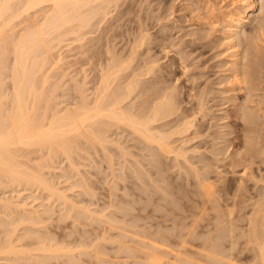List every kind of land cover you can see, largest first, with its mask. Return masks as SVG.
Returning a JSON list of instances; mask_svg holds the SVG:
<instances>
[{
    "label": "bare ground",
    "instance_id": "obj_1",
    "mask_svg": "<svg viewBox=\"0 0 264 264\" xmlns=\"http://www.w3.org/2000/svg\"><path fill=\"white\" fill-rule=\"evenodd\" d=\"M18 1H20V2H18ZM45 1L46 2L49 1L48 4L49 3L50 4L45 5V8L47 6H49L47 8L48 11H47V9L44 10L47 12H44L43 20L41 18V21H40V19L37 20L38 18L36 16L37 15L36 11L39 12V10L42 6L40 7L37 5H39L42 2L44 3ZM128 1L129 0H17V1H15V0H0V178H1V176L6 177L5 179H7V181H6L7 184L4 181L3 182L7 186L10 182V184L11 183H17L18 185L23 184V183L26 185V183H27V185H29V186H32V184H33V186H35L36 188H37V186L43 187L44 189L49 191L48 193L51 194V197L53 195V198L55 196L58 199L61 198L60 200H63L64 206H66L65 205L66 203H67V205L69 204L68 205L69 207H67V209H71V211H74L73 213H71V212L70 213H71V215L73 214V217H75V219L72 218V220H73V221L71 220L72 223L77 222L76 224L79 225L78 223L80 221V225L82 222H83L82 224L85 225L88 223L90 224V221H91V225H93L94 221H99L100 218H98V219L96 218L99 215V213L91 211L93 209H90V208L88 209V207H84L83 209H80L82 204L80 203L81 205L80 204L78 205V203H77V206H76L75 200L73 199L76 195L72 198L71 196H73V194L72 195L67 194V191H68L67 188L70 187V185H68L67 188L64 190H63V187H61L62 188L61 189L60 186H59V188H57L58 187V185L56 187L57 183L54 185L55 182L51 181L49 179V177L45 176L47 174H45V172H43L42 168H44L43 163L46 164L48 162V160H46V158L43 161L42 160L35 161L33 164L30 165L26 161L18 158L17 151L20 148H24V149L26 148L28 150L32 149V148H35V149H39V148L44 149L45 148L47 150V156H49L50 160H51V156L53 157L55 154L54 158L52 159L53 161L55 160L56 156L58 157V155L60 156L61 154L63 156V154L65 153L64 154V155H66L65 158L68 160L67 162L70 163V164L68 163L69 166L71 165L70 171L72 168L73 169L75 168V170L77 169L78 172L80 170V173H81V169L79 168L80 167L79 163H81L82 161L79 162L78 160L77 161H75V160L78 159L79 156L83 159L84 158L83 154L84 155L86 154V156H88L87 157L88 159L90 157H92V155H94V152L91 153L87 149L89 147H94L95 149H97V152H95V155H96V153H98L99 150H101V151L103 150V152H105L106 155L103 152H102L103 154H101V155L98 154V155L99 156L103 155L101 157L102 161L104 160V159H102L104 157V155L106 156V157H104L105 160H107L106 158H109L108 161L111 162V163H109V165H111V166H109V165L108 166L110 168H112V171H114L113 169H115L117 166L113 168L115 162L112 163L113 159L110 160L111 158L114 157V159H116V161H117L118 157L119 158L124 157L123 161H125V162L129 159L128 160L129 162L128 161L127 162L130 163L131 166L128 164V166H130V167H127V170L129 169V171H130L129 173L133 174L131 176L133 178H131V177L130 178L133 180L137 177L139 179V181L140 180L143 181L141 183L149 186V188H148V186L146 188L143 187L144 189H147V190L145 191L142 188L144 191L141 192V193L148 192L147 193L148 196L146 195V199H147V197H149V192L151 194V191H158L159 190L157 195L159 193H162V191H163V193H165L169 190V186L174 189V192L176 191L178 193H179V191L181 192V190L183 189V192H181L183 194L180 195L181 193H179V194L177 193V195H180L181 199H183V200L185 199V203H184L185 205L182 207H179L180 210H178V209L175 210L176 208H169L168 207V209L164 213L159 212V213H162V216H163L162 220H160L162 217L161 218L158 217L159 219L156 220L155 218H157V216L154 217V215H153V217H152V214H151V218H154L155 222H153V219H152L150 224L151 225L154 224L153 227H156L154 230H151V231L140 230V229H143V228H141L144 226L143 221H142L143 226L139 227L140 229L136 227L139 230L133 229L134 228L133 227L134 222H137V221H134L130 218V217H132V218L138 217V218H136V220H138V222L140 223V221L145 218V215H147V213L150 216L149 213L151 211H153L154 209L152 208L153 206L150 205V209H147L148 211L150 210V212L146 211V207H149V204H147L148 199L147 200L144 199V201L140 200L141 203L144 202L143 207H144L145 211L142 210V213L145 214L144 216L141 212H138V211H141L140 209H143L141 203L138 204V210H137L138 215H137V212H136V215H134L135 212H134V214L128 213L127 210H129V209L134 210L135 208H132V207L133 206L135 207L137 205V204L133 205L134 204L133 202H132L133 204H130V202L132 200H134L133 198H132V200H129V201H128V199L127 200L125 199L126 201L123 200V201H125V204H126L124 206H123V203L122 204L120 203L121 205L119 203H117V204L115 203L116 206L117 205L119 206V207L117 206V208L115 206V208L119 212L117 215L121 214V216H122V214H123V217H121V216L119 217V218H121L120 221H123L124 217L129 218L128 219L129 221L125 222V220H126V218H125L124 222H121V223H125V224L127 223L126 225L125 224H123V225H125V227L129 226L128 228H130V229L124 230L125 227L122 228V225H119V228H117V229H119V231L116 232L117 234L114 233L115 238L114 237L111 238L112 241H113V239L115 240V241H113L114 244L116 242L115 246H113V249L111 250V252L113 251V253L116 252L114 255L120 253L118 248L125 250L124 251L125 254H126V252L127 253L130 252L127 255L128 257H130V255L132 253H133V255H131V257L134 256L138 250V251H140V253L136 254V256H134L133 259L131 258L132 259L131 262L135 261V262H138L139 264L140 263L141 264H264V183H262V182H264V172H263L264 168H262V164H260L261 162H264V141H262L263 139L261 138V137H263V136H261V134L263 133L264 130L263 129L260 130L259 120H258V118L261 119V116L263 115L262 114L263 108L261 109L262 111L259 109L262 112L261 113L262 115L259 116V112L257 111L258 110L257 107L259 108V106H257V107L255 106V105L260 104V107H261L262 104L259 101H261V102H263V101L260 100L261 99L260 96H259L260 99L257 97L259 99V101L257 100V98L254 99V95H253L251 102L249 100L250 99L249 97L255 93L253 90H256V93H257V91H258L257 89H259L260 81H263V79L259 80L258 74H261V73H258L257 71L259 70L258 67L261 70L264 69V68L260 67V65H261L260 63H262V61H261L262 58L260 59V55L262 53H264V51L262 52V50H259V49H263L262 47H264L263 46L264 43L263 44H262V42L260 43L261 44V48H260V46L257 42L259 39V34L264 32V0H229V4H228V1H227L226 5L224 4L226 6L225 8H222L223 6L220 8V6L223 4V2L226 1V0H223L221 4L218 3V5L220 4L219 5L220 9L216 8L217 10H215L213 8L214 6L215 7L218 6L216 2L213 1L215 4L213 2L210 4V2L212 0L211 1L207 0L209 2V4L207 3L208 4V6H207L206 4L204 5V3H203L204 0H203L202 5H204V8L206 7L207 11H211L210 12L211 15H206V13L197 14L198 11H196V10H198V9L200 11L204 10L202 7L199 6L200 5L199 2L197 4L200 8L198 7L195 9L193 6V8L195 9L194 13L197 14V17L195 15H194V17L196 19L199 17L198 20L201 23L200 26H202V25L206 26V24H207L208 29H206V27H205V30H204L202 28L204 26H202L201 28L199 27L200 29L199 28L194 29L195 26L194 27L191 26V27H193V29H190L189 31L187 30L186 32L189 34L191 33L190 31H192L193 34H195L197 32V33H199V36L198 35H196V36H198L202 40V38L205 39L210 34H212L215 29H216L215 31H217V29H218L219 31H217V32L219 34H217V36H216L217 38L215 37L216 39H218L217 40L218 45L214 46V43L217 44V42L212 40V41H214V43L212 42L213 43L212 47L214 46V47L218 48V47H220V45H219L220 43L223 45L221 51H219L220 49L218 50V52H220V53H218L217 51L215 52V55L218 54V58L220 57V54L222 55L221 59H220L221 61L219 60L221 63L218 62L220 64L216 65V66H218L221 74H220L219 82L215 83V84H217V86L216 85L215 86L218 87L219 83L220 84L224 83L223 87H221L222 85H219L220 88H219L218 92H220L223 95V97L226 99L224 101L229 102V105H231V109H230L231 112L227 113L226 110H228V109H225V107H223V110L221 111L222 115L220 116L221 112L219 115L217 114L218 117L220 116L219 120L222 119L223 121H220L221 124H219L216 127L217 129L212 128L213 131L215 130L214 133H212L213 132L212 130L209 131V129H211V128L205 124L206 127H209L207 129L203 123V119L206 117V115L209 114V112L214 111V109L211 106H215L214 102H216V101H214V102L212 101L211 102L213 104L212 105L207 101L208 97L206 98L207 94L210 95L211 91H209V88L208 89L205 88L201 92H199V90H201V88H203V87L200 86V88H199V86L197 87V85H196V87L199 89H198V92L196 91V89H195L196 87H195L194 82L195 83L198 82V81H196L199 78V76L197 77V73L196 74L190 73V76L196 75L197 79H194V76H191V78L186 77L187 75L185 76V78L187 80L192 79L191 83L189 82L190 84L187 85V89L183 90L184 91L183 95H185V92H186V95L189 97L188 99L186 98L187 100L185 99V96L182 97L180 95V93L183 92L182 91L183 87L179 88L177 86L178 84H176V83L175 84L168 83V82H170L169 81L170 77H168V76H170V74H172L171 73L173 71L172 65H174V64L171 60H170L171 62L167 65L162 61L159 62V58L157 56H154V54L153 55L151 54L152 53L151 52L152 47L148 46V44H149L148 42L151 39L150 34H149V32L151 30L148 29V27H146L143 22L141 23L139 21L140 24L138 27H140V28L137 27L139 30L137 29L138 32H135L136 35L134 34V37H133V35H132V37H129V38L126 37V38H128L127 40L130 41V42H128L130 44H129V52L127 54L123 53L121 51L119 52V49H115L117 44L114 43L115 42L114 40L116 37H118L121 34L117 30H118V27L123 26V25H121L120 21L122 20L123 14H126V13H124V12H126V10H125L126 7L123 6V4L125 2H128ZM190 1H185V2L190 3ZM201 1L202 0H200V2ZM185 2H183V4ZM194 3H192V4L194 5ZM183 4H182V6H183ZM185 4H187V3H185ZM189 5H191V3ZM189 5L187 4V6H189ZM209 5H212L213 7H211ZM258 6L259 7L261 6L260 10L258 9ZM38 7H40L39 10H38ZM183 8H184V6H183ZM185 8H187L186 5H185ZM191 8L189 6L187 9L191 10ZM257 9L259 11H257ZM169 10H170V8H169ZM169 10H166V11L169 12ZM180 11H181V9H180ZM204 11H206V10H204ZM190 12L192 13V11H190ZM34 13H35L36 17H34V15H33ZM127 13H128V10H127ZM30 15H31V17H30ZM158 15H157V17H158ZM180 16H182V15H180ZM166 17H167V15H166ZM166 17H164V18H166ZM140 18H139V20H140ZM147 19H149V18H147ZM255 19H258L257 20L258 21L257 26L253 25L254 29L252 30V28H251L252 32H248V24L252 23L253 21H254V23H256ZM176 22H177V20H176ZM20 23L22 24L21 26H20ZM157 23H158V21H157ZM174 23H175V21H174ZM216 24H217V27L219 26V28H221V29L217 28ZM220 24H221V27H220ZM163 25L161 26V24H160L162 31H163V29L167 28L166 26L168 24L167 25L165 24L166 26L165 25L163 26ZM190 25H193V24H190ZM197 25H198V23H197ZM174 27H175V25H174ZM209 27H211L212 29L210 28V30H209ZM255 27H257V30ZM213 28H214V30H213ZM201 29L203 31L208 30L207 33H209V31L211 33H209V35H207V33H205V35L207 37H205L204 35L200 36V34L202 33V32L200 33ZM254 30L257 31V33H256V31L254 32L256 34H253ZM50 32H51V34H50ZM65 32H66V35H67V33L72 34L75 32L74 34H72V36L74 35L73 39H77L79 41L80 39L83 40V38H85V40L88 43H90L89 46L87 45V47L82 50L83 54L82 53L81 54L84 56L85 51L88 53L87 56L85 53V56L87 58H86V60L85 59L84 60H85V62H90L89 64L92 66V68L94 70L95 81H94L92 89L90 91L86 92L87 87H88V86L85 87L87 85V79H85V77H86V75H88L87 72L85 73L86 69L82 68V70H84V72L82 71L83 74L80 76V77L83 76V78H80L81 80L77 77L78 76V71H77L78 67H76V68L74 67L75 71H77V72H74V74H73L75 77L72 75V73H70L72 69L69 70L70 71L69 73L72 76L67 73L71 79V82H69L70 86L67 84L68 85L67 87L70 90V92L68 94L72 95L73 92L77 93V94L76 95L73 94L74 96L72 95L73 96L72 101H70L72 99V98L71 99L69 98L70 95L67 98H65L66 97L65 96L64 98L68 99L69 102H66L64 100L66 102L65 103L62 101L63 102L62 107L57 106V109H56L54 107H56L55 104L58 101H55L52 99L56 98V96H54L56 94H54V93L57 92V89L60 88V83L63 84L62 82H64V81L59 82L60 77L62 79L66 75V72H64L63 70L58 71L59 68L56 69V67H61L60 62L62 64V62L64 61V58L66 57L65 56L66 54L64 55L62 52H59L64 56L60 55L59 53H56L57 54L56 57L54 58V56H53V58H52V57H50L51 55L47 52L49 51V48L50 49L52 48V46H53L52 43L58 42L61 39V36H63L65 38V36H66V35H64ZM132 32H134V31H132ZM167 32H169V31H167ZM46 33L50 36L51 35H53V36L50 38V36H47ZM216 33H214V34H216ZM44 34H46V37L44 36ZM126 34L127 33H125V35ZM161 34H163V33H161ZM161 34L157 35V37L161 36ZM120 36H122V34ZM166 36L168 37V35H166ZM196 36H195V38H193V37L192 38L195 40ZM202 36H204L205 38ZM212 36H213V34H212ZM169 37H171V36H169ZM198 37H197V40H198ZM161 38L163 39V38H165V36H161ZM171 38L173 39V37H171ZM213 38H209L210 40L207 38V40H209V42L211 43V39H213ZM256 38H258V39H256ZM49 39H50V41H48ZM73 39L71 38V40H73ZM56 40H58V41H56ZM61 40H60V42H58V44L56 46L54 44V46L55 47L59 46V44L61 43ZM219 40H220V43H219ZM86 41H85V43H87ZM153 41H156V39L155 40L153 39ZM163 41H164V45H165V43H167V42H165L166 38H165V40L163 39ZM178 41L181 42V39ZM82 42L80 43V41H79V44L77 43L78 46L81 45ZM85 43H84V45H86ZM169 43L171 45L172 44L175 45V43H173L172 41H170ZM169 43H167V44H169ZM150 44H152V43H150ZM180 44H179V46H180ZM104 45L106 47H103ZM78 46L76 45V47H78ZM168 46H170V45H168ZM187 46H189V45H187ZM81 47H83V46L81 45ZM81 47L79 46L80 51H81ZM160 48H161V46H160ZM165 48L166 47H164V49H163V47H162L163 51L166 50ZM179 48H178V51H176V52L182 53L181 50L179 51ZM47 49H48V51H47ZM172 49H174V48H172ZM259 52L261 53L260 55H259ZM8 53H9V55H12L11 60H9V61L7 60L8 59L7 58ZM184 54L185 53L183 52L182 55H184ZM46 55H48V57ZM177 55L179 56L178 58L180 60V61L177 60V61H179V65H181L182 68L184 69V71L186 72V69H188V65L184 62V58H183V56H181V54L180 55L177 54ZM214 56H212V57H214ZM262 56H264V55H262ZM48 58H51L52 60L48 59ZM47 59L49 62H51V64H50L51 68L50 67H48V68L50 70H53V68H54L55 72L53 70V72L50 73L49 69H48L49 72L47 71V67H46L47 64L49 66V62L47 61ZM74 60H75V58H74ZM65 62L63 63V65H64L63 67L67 68L68 65H65ZM75 62L77 63V61H75ZM161 62L164 63L165 65L162 66ZM72 63H73V60H72V62L70 61V63H69L70 66L75 64V63H73V64ZM7 65H9L10 68ZM214 65H215V62H214ZM81 67H83V66H81ZM215 67H213V68H215ZM6 68L8 70L10 69V74H8V75H9V77L11 76V80H12V85L10 83V86H9L10 88L8 90V93L6 91L8 89V86L7 87L5 86V84H6L5 80L8 77V75L6 76V74H5L8 71ZM74 68H73V70H74ZM4 69H6L7 71ZM200 69H201V67H200ZM56 70L58 73L56 72ZM79 70H81V69H79ZM216 70H217V68H216ZM67 72H68V70H67ZM185 72H182V73L185 74ZM216 72H219V71L217 70ZM53 73H55V75H56V73H57V75L59 73L61 74V76L57 77V80L59 79L58 80L59 83H57V80H54L53 81L54 84H53L51 82V80H49V78L55 76V75H53ZM64 73H65V75H64ZM80 73L81 72H79V74ZM186 73H189V71H187ZM218 75H216V76H218ZM177 77H175V80H178ZM77 78L80 81H78ZM45 82L49 86H50V84L52 86L53 85L54 86L53 87L50 86V87H52V88H50V87H48L47 84H45ZM67 82H68V80H67ZM212 82L214 83L215 81H212ZM44 84L47 85V87ZM56 84L59 86H56ZM185 84L186 83H184L183 86H186ZM55 86L57 89L55 88ZM65 86H66V84L64 85V87ZM215 86H214V88H215ZM11 87H12V89H11ZM70 87L74 88L73 92H71L72 89H70ZM212 87L213 86L211 85V88ZM45 89H47V90H45ZM241 90L242 91L244 90L243 91L244 93L242 92L243 93L242 95L240 93ZM9 91H10V93H9ZM251 91H253V92H251ZM220 93H218V94H220ZM218 94H216L217 98L219 97ZM210 96H209V98H210ZM213 96H215V95H213ZM57 98H59V95ZM262 99H264V98H262ZM248 100H249V103H255L257 100L258 103L254 104V106L256 107L257 110H255L254 108H251L250 105H252V104L249 105ZM253 100H254V102H253ZM53 101H54V106L51 103ZM218 101L216 102L217 105H218V103H220V101L219 102ZM224 101H222V103ZM207 102L209 105H211L210 107H211L212 111H209L208 107L206 106ZM222 105L223 104H221L220 108L222 107ZM59 106H60V103H59ZM225 106H227V105H225ZM215 108H216L215 109L216 112H219L220 109L217 110V106ZM49 111H50V115H48V117H47L48 120H47V118H45V117H46L47 113L49 114ZM255 111H257V112H255ZM215 113L214 114L212 113V115L210 114L213 117L215 116V118H212L213 120H216V118H218V117H216ZM230 115L232 117L234 116V118H235V120H233L232 123H230L227 120L230 118V117L228 118V116H230ZM237 118L241 120L242 126L239 127L238 129H235L234 126H236V124H237V122H235ZM209 119H210V116H209ZM204 121H205V119H204ZM260 122L263 123V125H264V122L262 120ZM211 123H213V121ZM212 126H215V125H212ZM113 128H116L118 130L121 128V131L124 130L125 132H126V130H128L129 133L127 131L126 132L127 134L125 133L126 136L125 135L124 136L129 139V136L131 138V134H132V137L135 140L139 141L138 146L141 142L143 144V146L141 145V147H142L141 150L144 151V154L142 153L143 151L140 152V150H138L139 153H142V154H140L141 155V157H140L139 153H137V150L135 152L134 150H131L130 148H128V146L132 142L131 139L132 140H134V139L131 138L128 140L127 138H124V136H122V132H124V131L121 132L119 130V132H117L116 129H114V131H116V132H113V130H112ZM110 131L112 132V133H110V135L118 133L117 135L118 136L121 135V137H123L125 140H127L126 141L127 143L125 141L123 142V139H121L118 136L117 137H110L109 136ZM240 131L242 134V136H241L242 138L240 137V135H241L239 133ZM233 132H234V134L230 136V134ZM235 139H237V140H235ZM78 142L85 144V145L84 146L82 144L79 145L80 143H78ZM128 142H129V144H128ZM126 144H128V145H126ZM131 144H133V142ZM231 144H234V147H235V144H238L239 146L234 148ZM111 145H113V148ZM97 146H100L101 149H99ZM130 147H131V145H130ZM230 147L232 149H229ZM80 148H82V150L84 149V151L81 150L83 153L81 151H77V154L81 153L82 155L78 154V156H77V154H76V157H72L73 152L76 153V149H80ZM140 148H138V149H140ZM85 150L87 151V153L85 152ZM132 151H134V152H132ZM88 153L89 154L91 153L92 155L91 154L88 155ZM99 153H100V151H99ZM146 153L149 154V157ZM112 154H116V155H112ZM128 154H131L134 157L132 158V156H131V159H130L129 157H127ZM44 155L45 154H43V156ZM143 155L144 156L146 155L148 157V161H147L148 164L143 163L145 161L144 160L145 157ZM226 155H229V156H226ZM43 156H41V157H43ZM224 156H226V158ZM142 157H143V160H142ZM147 157H146V159H147ZM228 157H230V159H227ZM70 158H72V159H70ZM87 158L85 157L84 159L87 160ZM126 158H128V159H126ZM222 158L229 160L227 163H222L223 165L227 164V166H228V167L224 166L225 170H227V172H228L227 173L228 177H227V174H225V176L223 174V172L225 170L222 172V170L224 168H222V169L217 168L218 166H221L220 159H222ZM93 159L95 160L94 163H96V164L93 163V165L94 166L97 165V170L100 169V171H101V168H100L101 164H99L100 167H98V162H96L97 159L92 157L89 160L92 161ZM130 160H131V162H133L132 164H131ZM91 161H90V163H91ZM108 161H105L106 164H108ZM121 161L122 160H120V162ZM221 161L223 162L224 160H221ZM50 162H48V164ZM217 162L219 163V165L216 164ZM224 162H226V161H224ZM118 163H119V161H118ZM118 163H115V165ZM122 163H121V166L124 165ZM81 164H83V163H81ZM145 164L146 165L150 164L149 165L150 167H144ZM85 165H87V164H85ZM125 165L127 166V164H125ZM223 165H222V167H223ZM254 165H256V167ZM263 165H264V163H263ZM121 166L119 165L118 171H121L120 170L122 168ZM91 167H93V166H91ZM66 168H67V166H66ZM82 168H83V170H82L81 176H82L83 171H84V167H82ZM170 168L171 169L175 168L176 173H174V174H176L177 176L179 175V177H181L180 179L182 181L180 180L175 186V187H177L178 191L176 190V188H174V186L172 184L174 183V185H175V182H177L176 180H178L179 177L174 176L176 179H174V177H173V179L170 178L171 173L170 172H169L170 174L167 173V171H170V170H168ZM122 169H124V168H122ZM259 170H262L263 173H260L261 171L259 172ZM48 171L50 172V170H48ZM96 171H94V173L98 174L97 173L98 171L97 172ZM116 171H117V169H116ZM122 171H124V174L127 175V172L125 171V169ZM111 172H110V174H113V175L115 174V172L114 173L113 172L111 173ZM86 173H87L86 174V176H87L89 173L88 172H86ZM129 173H128V175L130 176L131 174H129ZM120 174L124 175L123 173H120ZM134 174H136L135 178H134ZM167 174H169V175H167ZM48 175H50V174H48ZM52 175L54 176L53 173H52ZM56 175H58V174H56ZM60 175H62V173ZM116 175H119V174H116ZM116 175L112 176V177H115L114 179H116V177H117ZM152 175H155V176L153 177ZM85 177H83L82 179H84ZM120 177H122V176H120ZM120 177H119V179H122ZM88 178H91V177L88 176ZM126 178L123 177V179H126ZM148 178H150L151 182L153 180L154 183L153 184L150 183L149 182L150 180ZM211 178H213V180ZM114 179L111 181L112 183H113V181H115ZM138 179H137V181L136 180H133V181L139 183ZM210 179L212 180V182H210L211 181ZM249 179L255 181L254 185L259 186L258 185L259 183L262 184V185H260V187H258V189H256V187H254V185H253L254 190L256 189L254 191L255 194H252L250 192L252 187L250 189L249 186L252 184L248 183ZM90 181H92V180H90ZM159 181L160 182H166V183L160 184ZM258 181H259V183L257 184ZM80 182H82V181H80ZM170 182L171 183L173 182V183L171 185H169ZM184 182H186L187 184H185ZM4 183H2V185L6 186ZM84 183H82V184L84 185ZM91 183H93V182H91ZM91 183H90V185H92ZM114 183H116V181ZM114 183L112 185H114ZM17 184H15V185H17ZM82 184H81V187L83 188ZM73 185H74V183H73ZM75 185H76V183H75ZM141 185H139V186L142 187ZM184 185H186V188L189 187V189H185ZM150 186L151 187L153 186L152 188L155 190L150 189L151 188ZM190 186L192 188H190ZM71 187H72V185H71ZM113 187H114V189H116L115 186H113ZM135 187L136 186L132 187L133 188L132 190H135L137 192L138 189L137 188L135 189ZM157 187H160V189ZM178 187H180L181 190ZM85 188H86V186H85ZM89 189L91 190L92 187L87 188V191H85L84 189H82V190H83V192H88ZM142 189L139 188L140 191ZM148 189H149V191H148ZM184 189L188 190V192L190 190V192L192 194H189L186 191L184 192ZM14 190H16V189H13V191ZM70 190L71 189H69V191ZM92 191L93 190H91V192ZM135 191H133V192H135ZM16 192L17 191H15V193ZM80 192H82V191H80ZM138 192L135 194L140 195L141 193L140 192L138 193ZM171 192L172 191H169V194ZM17 193H19V192H17ZM92 193L94 195L95 191ZM163 193L161 195H163V196L167 195V198L170 196L167 193L166 194H163ZM6 194H4L5 196H0V206L5 208L3 210L4 213L2 215H4L5 213L7 215H10L8 213H11V214L14 213L13 215H14L15 219L12 220L13 218L11 219L10 216H13V215H10L9 219H11V220L7 219L9 222H7V220L5 218H3L6 216H3L0 220V225L2 228H4L2 230V232H3L2 236H1V231H0V236H1L0 237V260L1 261L4 260V262H5V260L9 261V263L8 262L4 263V262L0 261V264H14L15 263L14 261H16L18 259L23 260V261L21 260L22 261L21 264H88V263H90V264L101 263L102 264V262L109 264L107 262H112L115 260L113 257H112L113 258L112 260H111V258H109V256L107 257V253L109 254V252H110L109 249H111V248H107L103 245V244H106V242L105 243L104 242L103 243H101V242L94 243L93 242L94 245L92 243L89 244L90 240L96 238V236H97L96 232H98V230L101 228L100 223H102V221L98 222L100 225L99 229L97 228L99 226L97 224V222H96V224L94 223L93 226L90 225V227L88 229L82 228L84 231L87 230L86 232H84L82 229H80L81 227L78 228L77 225L75 224L76 227L78 229H80L78 231L81 233V236L79 237L80 239L77 238V240L72 237V239L75 240V241L71 240L72 243L73 242L75 243L74 246H72V247L76 248V246H78L80 243L83 244L86 240L84 245L89 244L88 246L93 245V247H94L96 244L97 248L95 247L96 253H93L92 249H90L93 254H90L91 252H90V250H88L90 253L89 252H88L89 254L86 253V256H85V252H87V251H85V250H87L86 248H88V246H85L86 248H83V249H85L84 251H80L81 248L80 249L77 248L78 249L77 251H79L80 254L83 253L84 255L81 254L82 255L81 256L79 253L78 254L75 253V255H74L71 252L73 254L72 255L69 252L71 250H68L69 248L66 247V246L70 245L69 244L70 241L67 242L68 244L66 243V245H64L65 248L62 247L61 246L62 243L55 241V238H56L55 233L56 232L53 229L50 230L48 227H46V228H48V232H47L46 229L43 230L45 228V226L43 229L41 227L40 228L37 227V229H36L34 225H31L32 227L30 225H28V224H30L29 220L32 222L31 224H33V223L37 224V221H39L38 223H40V222H43L45 219L46 220L50 219L48 216L49 213L53 214V212L55 211V210L53 211V209H51L52 207L48 208L47 205L45 206L46 202L44 203V205H43L44 208L42 207V209L39 208V206H38V208L36 207L38 204H36V205L34 204V207H33L31 205L33 200L30 202L31 204L26 203L25 199H27V197L26 198L24 197L25 199L23 198L24 199L23 200L20 198L21 197V195H20L19 198L21 201H19V200H15L16 198H13L12 194H10V196H9V194L8 195H6ZM75 194H77V193H75ZM126 194H128V193L126 192ZM145 194L146 193L141 194L140 197H143ZM172 194H174V193L172 192ZM17 195H19V194H17ZM125 195H123V196H125ZM131 195H132V193H131ZM174 195H173V197H175ZM177 195L175 197L176 200L179 199V196H177ZM150 196H152V194ZM51 197L49 195L50 200H51ZM33 198H35V197L33 196ZM53 198H52V200H53ZM57 198H56V200H57ZM175 198L169 197V200L171 202H173L172 204H176L177 207L181 206L183 204V201H182V204H179L177 201V203H178L177 204ZM50 200L48 199V202ZM127 201L129 202V204ZM153 201L151 203H154V205H158L161 207L163 205L165 206L164 202L162 203L160 201V199L158 200V202H156V201L153 202ZM40 202H42V201H40ZM134 202H136V200ZM145 202H147L146 203L147 205H145ZM171 202H169V203H171ZM61 204H63V203H61ZM221 204H223L225 206H226V204H234V205L240 204L241 207H244L247 204H254L250 215H246L244 217L247 220L246 222H248V227L244 228L241 225H239L242 228L239 230L238 233H235L234 225L239 223L240 217L238 218V221H237L238 223H236L235 221L237 220V216L233 215L234 217L236 216L233 219V216H232L233 213H231L234 210L232 209L233 210L232 211L231 208L228 207L229 209L225 208L228 210V211H226L223 208L225 206H222ZM28 205L29 206L31 205L32 207L30 206L31 208H29ZM129 205H132V206L130 207ZM220 205H221V207H220ZM139 206H141V207H139ZM76 207L77 208L79 207V209L81 210V213H80L79 209L76 210L77 209ZM156 207L157 206H155V208ZM136 208H137V206H136ZM208 209H213L214 213H212L210 217L204 218L202 215L204 213H206ZM82 210H84V211L86 210L85 212H87V213L85 214V212L84 211L82 212ZM89 210H90V212H89ZM102 210H104V209L102 208ZM102 210L100 211V215L98 217L101 216ZM67 211L66 210L64 211V213L66 212L65 213L66 215L68 214ZM92 212L95 213L96 219H93L94 214H92ZM144 212H147V213H144ZM82 213L87 217V219L90 216L91 220L89 219L90 221L89 222L87 221L88 223L87 222L84 223V221H86L87 219H83ZM159 213L157 212L155 215H157ZM41 214L43 215V217L45 214L46 217L41 218L40 217ZM60 214L63 215V212ZM60 214L58 215V217L55 218L57 221L61 220L62 218H64L63 216H65V214L63 216H60ZM88 214H89V216H87ZM96 214H98V215H96ZM139 214H141L140 216H142V217H140ZM71 215L69 214L68 216L71 217ZM80 215L82 218L79 217ZM159 216H161V215H159ZM50 217H53V216L50 215ZM78 217L81 220L80 219L78 220ZM102 217H103V214H102ZM111 217H113V216H111ZM230 217H232V218H230ZM6 218H8V217H6ZM114 218H112V219H114ZM119 218L117 216L116 221H118ZM40 219H41V221H40ZM76 220H78V221H76ZM114 220H113V222H115ZM130 220L133 222L131 223ZM202 220H203V222H201ZM11 221H14V222L12 223ZM24 221H26L25 223H27V224H25V225H27V226L23 225ZM168 221H170L171 224H174L173 226L176 225L177 229L176 230L175 229H171V230L170 229H167V230L161 229L162 226L168 225V223H169ZM225 221H227V223H228L227 225H224ZM59 222H57L55 225L59 226V224H58ZM63 222H64V220H63ZM138 222H137V225H138ZM9 223L11 225L14 224L13 225L14 227H15V223L17 225L19 223L22 224V226H20V227L21 228L24 227V228L21 230V232L15 234L20 239L15 237V235H13V233H15L14 231H16L18 228L20 230V227L17 226L18 228L17 227L14 228V227L10 226L11 229H9L10 228L8 226V225H10ZM67 224H68V222H67ZM67 224H66V226H64L62 224L63 225L62 228L67 227ZM114 224H116V223H114ZM130 224H133V225L130 226ZM211 224H214L215 226L220 225L219 226L220 229H219V227L218 228L212 227V226L210 227ZM70 226L71 225H69V227ZM114 226H113V229H114ZM92 227H94V228H92ZM2 228H0V229H2ZM33 228H35V229H33ZM38 228H39V230H38ZM73 228H75V227H73ZM90 228L92 229V231ZM120 228H122L123 230ZM144 228H146V225ZM214 228L218 232H216V230L213 231ZM40 229H42V230H40ZM10 230H12V232H11L12 234L10 233ZM36 230H38L40 234L38 233V235H36L38 232ZM49 230H50V232L51 231L52 232L49 233ZM81 230L83 231V233H86L88 235L83 234ZM40 231H42V234ZM67 231H68V229H67ZM94 231H95L96 235L93 234ZM45 232H47V233H45ZM63 232H64V230H63ZM70 232H72V231H70ZM90 232H92V234ZM44 233H45V235H44ZM104 233L107 235L106 229H102V232H100V230H99V233H98L99 235L97 237L102 238L103 235H104L103 237H106V235ZM204 233H205V235L203 238L201 236ZM65 234L67 235V233H64L63 235L62 234L61 235L63 237H65L66 236ZM11 235L17 239L14 240V238H12ZM25 235L28 237V241L30 239L32 240L33 238H34V241L32 240V242L29 241V242L25 243L24 241H26L25 240L26 238L24 239V241L22 239V237L24 238ZM33 235H35V236H33ZM47 235H49V236H47ZM108 235H107V237H108V239H110L109 237H111L113 235V233H111V236H110V234H108ZM193 235L195 236V238H196V236L200 235L199 237H201L202 239L199 240L196 238L198 241L194 240V239L190 240L188 238V236L192 237ZM62 236H58V237L63 239ZM84 236H85V238H84ZM91 236H93L94 238L91 239ZM29 237H31V238L29 239ZM226 237H228L226 240L227 242L226 241L223 242L222 238L226 239ZM238 237H242V241L239 240L241 242V249L242 250L250 249L253 251V254L251 257L245 256L246 260H244V262L239 261L240 259L236 255L238 253V251H235L236 253H234L232 251L235 248V246L236 247L238 246L236 244L238 242ZM52 238H54V240ZM81 238H82V240H81ZM17 240H19L20 244H22L21 243V240H22V242L26 245V247L24 244H22L21 249H19V245L17 246V243H16ZM52 240H53V242H52ZM96 240H99V239H96ZM103 240H104V238L102 239V241ZM59 241H61V240H59ZM14 242L16 243V246L18 248L15 247ZM113 242H111V243H113ZM29 243H30V246L32 244V246H34L33 249L36 250V251L34 250L35 254H33V255L31 253L34 251H31V252H29V254H27L29 251V250H27V245H29ZM99 243H100V246L99 245L98 246L101 247V250H99V247L97 246V244H99ZM118 243H119V245H117ZM133 243L134 244L136 243V245H134ZM249 243H250V245H249ZM56 244H59V246L57 245V247H56ZM101 244L104 247H102ZM81 247H82V245H81ZM93 247H91V248H93ZM114 247H117V248L115 249ZM171 247L172 248L176 247V248L171 249ZM61 248H63V249H61ZM23 249H25V251ZM59 249L63 251L62 253L64 254V256L60 255L61 251ZM65 249H66V251H64ZM70 249L73 250V248H71V247H70ZM83 249H81V250H83ZM102 249H104V250H102ZM106 249H107V252H105ZM56 250H57V252H56ZM58 250L60 251L59 252L60 254L58 253ZM113 253H111V254L113 255ZM65 254H67L66 257H65ZM111 254H109V255L112 256ZM91 256H93V258H95V260H91L90 259ZM52 258L54 259L53 261H56V262H52V260H51ZM55 258H57L58 260ZM66 258H68V259H66ZM83 258H85L86 260H84ZM117 258H116V262L114 261V263L112 262V264L121 262V261H118V260H120L118 256H117ZM59 259H60V261L62 259V261H61L62 263H58V262H60ZM108 259H109V261H108ZM248 260H251L252 262H250ZM12 261H13V263H11ZM92 261H95L96 263L95 262L93 263ZM17 263H15V264H17ZM121 264H124V263H121ZM125 264H126V262H125Z\"/></svg>",
    "mask_w": 264,
    "mask_h": 264
},
{
    "label": "rangeland",
    "instance_id": "obj_2",
    "mask_svg": "<svg viewBox=\"0 0 264 264\" xmlns=\"http://www.w3.org/2000/svg\"><path fill=\"white\" fill-rule=\"evenodd\" d=\"M15 1H17V0H15ZM132 1V2H131ZM185 1H190V0H129L128 2H125L124 4H123V6H125L126 7V12H124V13H126V14H123V16H122V20L120 21L121 22V25H123V26H121V27H118V32H120L121 34H122V36H118V37H116L115 38V44H117V46H116V48L115 49H119V52L121 51V52H123V53H128L129 52V44L130 43H128V42H130V41H128L127 39L129 38V37H132V35H133V37H134V34L136 35V33L135 32H138V28H140V27H138L139 26V24H140V22L142 23H144L145 24V26L146 27H148V29H150L148 32H149V34H150V40H149V44H148V46H150V47H152L151 48V54L153 55L154 54V56H157L158 58H159V62L160 61H162V62H164L166 65L167 64H169L171 61L173 62V64L174 65H172V69H173V71L171 72L172 74H170V76H168V77H170V79H169V81L170 82H168V83H173V84H178L177 86L179 87V88H181V87H183V89H182V91L185 89H187V85L188 84H190L191 83V80L190 79H186L185 78V76L186 77H189V78H191V76H194V79H197L196 78V75H191L190 76V73L191 74H196L197 73V77L199 76V78H198V80H196V81H198V82H194V84H195V87H196V85H197V87L199 86V88H200V86L201 87H203V88H201V90H199V92H201L203 89H205V88H209V91H211V93H210V95L209 94H207V96H206V98H207V101L210 103V104H212L211 102L213 101H220V103H218V105L216 104V102H214V105L215 106H211V105H209L208 104V102H207V104H206V106L208 107V109H209V111H212L211 110V107L214 109V111L216 112V106H217V110H219V112H214V111H212V112H209V114H207L206 115V117L204 118L205 119V121H204V119H203V123H204V126L206 127V125L207 126H209L211 129H209V131L210 130H212V128L213 129H217L216 127L219 125V124H221L220 123V121H223L221 118V120H219V117L222 115V110H223V107H225V109H228V110H226L227 111V113L228 112H231V105H229V102H226V101H224V100H226L224 97H223V95L220 93V92H218V90H219V88H220V86L219 85H222L221 87H223L224 85V83L223 84H220L219 83V85H218V87H216L217 86V84H215V83H217V82H219V78H220V74H221V72H220V70H219V68H218V66H216V65H219L221 62V54H220V57L218 58V54L217 55H215V52L217 51L218 52V50L219 51H221V49H222V44L220 43V40H219V45H220V47H214V46H217L218 45V39H216L217 37V34H219L217 31H219L218 29H217V31H215L214 30V28H213V36H212V34H210L209 35V33H211L210 31H209V33H207L208 32V30H206V31H203L202 29H201V31H200V36L201 35H204L205 37H207L206 35H205V33H207V35H209L207 38L209 39V38H213V39H211V43L209 42V40H207V38H205L204 36H202V37H204L205 39H203L202 38V40H201V38H199L198 36H199V33H195V34H193V32L192 31H190L191 33V35L189 34V33H187L186 31L188 30H190V29H193V27H194V29L195 28H201L202 26H204V27H202L204 30H205V27H206V29H208L207 27V24H206V26L205 25H202V26H200L201 25V23L199 22V20H198V18L196 19L195 17H194V15L197 17V14H199V13H202V14H204V13H206V15H211V11H207V9H206V7L204 8V5L206 4L207 6H208V4H209V2L208 1H211V0H204V2H203V0L200 2V0L198 1V0H191L190 1V3H191V5H189L190 3L189 2H185ZM196 1V2H195ZM216 2L217 3V5H218V3H222V1L223 0H212L211 2H210V4L212 3V2ZM227 1H228V4H229V0H226V1H224L223 2V4L220 6V8L222 7V8H225L226 6V4H227ZM18 2H20V1H18ZM49 2V1H48ZM48 2H42V3H40L39 5H37V6H42L41 8L40 7H38V10H39V8H40V10H39V12L38 11H36L37 12V20H39L40 19V21H41V18H42V20H43V17H44V12H47L48 11V7L49 6H47L46 8H45V5L47 4V5H49L48 4ZM183 2H185V3H187L189 6H190V8L192 7L193 8V6H194V8L196 9V8H198L199 6L200 7H202L204 10H206V11H200L199 9L198 10H196V11H198L197 12V14L196 13H194V11H195V9L193 10L192 8H191V10L190 9H187L189 6H187V4H185L186 5V7L187 8H185V5L183 4ZM195 2V3H194ZM199 2V6H198V3ZM204 3V5H202L203 3ZM213 2V3H214ZM15 3V2H14ZM13 3V4H14ZM192 3H194V5L192 4ZM208 3V4H207ZM17 4V3H16ZM181 4V5H180ZM182 4H183V6H184V8H183V6H182ZM215 4V3H214ZM213 4V5H214ZM219 4V5H220ZM225 4V5H224ZM169 5V6H168ZM179 5V6H178ZM219 5L217 6V7H213L212 5H209V6H211V7H213L215 10H217L218 8H219ZM173 6V7H172ZM181 6V7H180ZM152 7V8H151ZM166 7V8H165ZM170 8V10H169V8ZM199 7V8H200ZM261 7V6H260ZM259 6H258V9L260 10L261 8H260ZM37 8V7H36ZM149 8V9H148ZM217 8V9H216ZM219 8V9H220ZM45 9H47V11H44ZM178 9V10H177ZM180 9H181V11H180ZM187 9V10H186ZM257 9V11H259ZM263 9V8H262ZM42 10V11H41ZM127 10H128V13H127ZM166 10H169V12L168 11H166ZM172 10V11H171ZM174 10V11H173ZM202 10V9H201ZM41 11V12H40ZM184 11V12H183ZM190 11H192V13L190 12ZM200 11V12H199ZM256 11V12H257ZM32 12V11H31ZM166 12V13H165ZM208 12V13H207ZM39 13V14H38ZM130 13V14H129ZM168 13V14H167ZM171 13V14H170ZM190 13V14H189ZM41 14V15H40ZM129 14V15H128ZM159 14V15H158ZM32 15V14H31ZM31 15H30V17H31ZM34 15V17H36L35 16V13L33 14ZM39 15V16H38ZM157 15H158V17L160 18H158L157 17ZM165 15V16H164ZM166 15H167V17H166ZM180 15H182V16H180ZM156 16V17H155ZM199 16V15H198ZM261 16V15H260ZM33 17V16H32ZM128 17V18H127ZM140 18V20H139V18ZM151 17V18H150ZM164 17H166V18H164ZM147 18H149V19H147ZM157 18V19H156ZM162 18V19H161ZM188 18V19H187ZM190 18V19H189ZM196 19V20H195ZM164 22H163V21ZM176 20H177V22H176ZM191 20V21H190ZM258 19H255V21H256V23H254V21L252 22V23H249L248 24V32H252V30L254 29V26L253 25H255V26H257V21ZM125 23H124V22ZM140 21V22H139ZM157 21H158V23H157ZM174 21H175V23H174ZM150 22V23H149ZM198 23V25H197V23ZM167 27L166 29H163V31H162V29H161V26L163 25V24ZM185 23V24H184ZM200 23V24H199ZM152 24V25H151ZM160 24H161V26H160ZM175 25V27H174V25ZM190 24H193V25H190ZM197 26H196V25ZM218 24V23H217ZM217 24H216V27H217ZM22 24L20 23V26H21ZM159 25V26H158ZM163 25V26H164ZM157 26V27H156ZM191 26H193V27H190ZM138 27V28H137ZM173 27V28H172ZM188 27V28H187ZM220 27H221V24H220ZM186 28V29H185ZM199 28V29H200ZM210 28L211 27H209V30H210ZM217 28H219V26L217 27ZM251 28H252V30H251ZM256 28V30H257V27H255ZM130 29V30H129ZM132 29V30H131ZM134 29V30H133ZM138 29V30H137ZM212 29V28H211ZM219 29H221V28H219ZM251 30V31H250ZM256 30H254L253 31V34H256L257 33V31ZM67 31V30H66ZM126 31V32H125ZM132 31H134V32H132ZM167 31H169V32H167ZM212 31V30H211ZM256 31V33H254ZM64 32V31H63ZM72 32V31H71ZM155 32V33H154ZM204 32V33H203ZM217 32V33H216ZM53 33V32H52ZM75 33V32H74ZM74 33H72V34H74ZM125 33H129L128 35L126 34L125 35ZM132 33V34H131ZM161 33H163V34H161ZM214 33H216V34H214ZM47 34V33H46ZM46 34H44V36L46 37ZM50 34H51V32H50ZM64 34V33H63ZM72 34L70 33H67V35H66V32H65V34L64 35H66L65 36V38L63 37V36H61V43L59 44V46H57V47H55L57 44H58V42H60V40L58 41V40H56V41H58V42H54V43H52V45L54 46V44H55V46L53 47L52 46V48L50 49L49 48V51H48V49H47V53H49L50 55V57H52L53 58V56H54V58L56 57V53H59V52H62L66 57L64 58V61L62 62V64H61V62H60V65H61V67H56V69L57 68H61L60 70L58 69V71H61V70H63L64 72H66V75H65V73H64V75H65V77L64 78H62L61 79V77H60V80H59V82L61 81H64V82H62L63 84H61L60 83V88L59 89H57L56 88V86H59V85H57L56 84V86H55V88L57 89V92H55L54 94H56V95H54V96H56V98L58 97V95H59V98H55V99H52V100H55V101H58L55 105H56V107H54V108H56L57 109V106L58 107H62V103L63 102H69L68 101V99H65V98H67L70 94H68L69 92H70V90H69V88L67 87L68 85H69V82H71V79H70V76L69 75H71L70 73H72V75L74 74V72H77L78 71V78L80 79V78H83V76L82 77H80L83 73H82V71L84 72V70H82V68L83 69H86L85 70V73L87 72L88 73V75H86V77H85V79H87V85L85 86V87H87V90H86V92H88V91H90L91 89H92V87H93V84H94V81H95V76H94V70H93V68H92V66L89 64L90 62H85V60H86V56H87V52L85 51V53H86V56H85V53H84V56L82 55L83 54V52H82V50L84 49V48H86L87 47V45L89 46L90 45V43H88L86 40H85V38H83V40L82 39H80L79 41H80V43L83 41L84 43H85V41L87 42V43H85L86 45H84V43L82 42V46L83 47H81V45H79L80 47H81V51H80V48H79V46H78V44H79V41L77 40V39H73V37H74V35L72 36ZM93 34V33H92ZM155 34V35H154ZM159 34H161V36H165V38H166V41L165 42H167V43H169L170 41H172L173 43H175V45L177 46H175V45H171L170 43L169 44H167V43H165V45H164V41H163V39L165 40V38H161V36H159V37H157V35H159ZM77 35V34H76ZM75 35V36H76ZM153 35V36H152ZM166 35H168V37L169 36H171V37H173V39L171 38V37H167ZM196 35H198V36H196V39L194 40L193 38H195V36ZM215 35V36H214ZM47 36H50V35H48L47 34ZM53 35H51L50 36V38L52 37ZM194 36V37H193ZM126 37H128V38H126ZM193 37V38H192ZM197 37H198V40H197ZM49 38V37H48ZM55 38V37H54ZM71 38L73 39V40H71ZM53 39V38H52ZM117 39V40H116ZM125 39V40H124ZM153 39L155 40L156 39V41H153ZM162 39V40H161ZM172 39V40H171ZM181 39V42L180 41H178V40H180ZM184 39V40H183ZM200 39V40H199ZM256 39H258V38H256ZM261 39V40H260ZM76 40V41H75ZM119 40V41H118ZM170 40V41H169ZM212 40H214V41H216L217 42V44L216 43H214V41H212ZM48 41H50V39L48 40ZM78 41V42H77ZM175 41V42H174ZM189 41V42H188ZM257 41V40H256ZM260 41V42H259ZM52 42V41H51ZM126 42V43H125ZM154 42V43H153ZM206 42V43H205ZM214 43V46L212 47V45H213V43ZM262 42V44L264 43V32L263 33H260L259 34V39H258V44H259V46H260V48H261V43ZM69 43V44H68ZM78 43V44H77ZM150 43H152V44H150ZM162 43V44H161ZM177 43V44H176ZM180 44V46H179V44ZM78 46V47H76V45ZM189 45V46H187V45ZM152 45V46H151ZM164 45V46H163ZM168 45H170V46H168ZM183 45V46H182ZM146 46V45H145ZM160 46H161V48H160ZM172 46V47H171ZM264 46V45H263ZM103 47H106L105 45L103 46ZM125 47V48H124ZM162 47H163V49H164V47H166L165 49L166 50H164L163 51V49H162ZM181 49H180V48ZM79 48V49H78ZM168 48V49H167ZM172 48H174V49H172ZM178 48H179V51L181 50V52L183 53H185L184 55H182V53H180V52H176V51H178ZM187 48V49H186ZM211 48V49H210ZM263 49H264V47H262ZM162 49V50H161ZM177 49V50H176ZM213 49V50H212ZM263 49H259V50H262V52L264 51ZM169 50V51H168ZM173 52H172V51ZM161 51V52H160ZM46 53V54H47ZM74 53V54H73ZM82 53V54H81ZM176 53V54H175ZM214 53V54H213ZM218 53H220V52H218ZM11 54V53H10ZM60 55H62L61 53H59ZM177 54H181V56H183V58H184V62L188 65V69H186V72L187 71H189V73H186L185 71H184V69L182 68V66L181 65H179V56L177 55ZM261 53L259 52V55H260ZM64 55H62V56H64ZM187 55V56H186ZM215 55V56H214ZM262 55H264V53H262L261 55H260V59H261V61H262V63H260L261 65H260V67L261 68H264V56H262ZM8 57V61L9 60H11V56L12 55H9V53H8V55H7ZM47 57H48V55H46ZM164 56V57H163ZM212 56H214V57H212ZM217 56V57H216ZM187 57V58H186ZM74 58H75V60H74ZM178 58V59H177ZM48 59H51V58H48ZM48 59H47V61H48ZM63 59V58H62ZM85 59V60H84ZM52 60V59H51ZM72 60H73V63H75V64H73V65H71L70 66V61L72 62ZM171 60V61H170ZM177 60H179V61H177ZM186 60V61H185ZM218 60V61H217ZM220 60V61H219ZM66 61V62H65ZM68 61V62H67ZM75 61H77V63L75 62ZM166 61V62H165ZM49 62V61H48ZM65 62V65H68L67 66V68L65 67H63L64 65H63V63ZM161 62V63H162ZM214 62H215V65H214ZM218 62H220V63H218ZM9 63V62H8ZM68 63V64H67ZM164 63H162V66L163 65H165ZM193 63V64H192ZM218 63V64H217ZM10 64V63H9ZM50 64H51V62H49V66H48V64H47V71L49 72V68L48 67H50ZM181 64V63H180ZM192 64V65H191ZM205 64V65H204ZM263 64V65H262ZM199 67H198V66ZM7 66H9V65H7ZM81 66H83V67H81ZM216 66V67H215ZM55 67V66H54ZM76 67H78L77 69V71H75V68ZM80 67V68H79ZM170 67V66H169ZM168 67V68H169ZM200 67H201V69H200ZM213 67H215V68H213ZM9 68H10V66H9ZM51 68V67H50ZM70 68V69H69ZM73 68H74V70H73ZM216 68H217V70L219 71V72H216L217 70H216ZM7 69V68H6ZM6 69H4V70H6ZM49 69V70H48ZM72 69V70H71ZM79 69H81V70H79ZM204 69V70H203ZM258 73H261V74H258V76H259V80H262L263 79V81H260V84H259V89H257L258 91H257V93H256V90H253L255 93L254 94H250L251 96L249 97L250 99V102H251V100H252V98H253V95H254V99H256L257 97L259 98V96L261 97V99L260 100H262L263 102H261V101H259V99L257 98V100L262 104V106L260 107V104H258V105H255L256 107L257 106H259V108L257 107V109H256V107L254 106V104H256V103H258L257 102V100H256V102L255 103H249V100H248V104L250 105V104H252V105H250L251 106V108H254L255 110H257L258 112H259V116H261L262 114V116H261V119L260 118H258V120H259V127H260V130L261 129H263L264 130V125H263V123H261L260 121L262 120L263 122H264V99H262V98H264V69H260L259 67H258ZM8 70V69H7ZM6 70V71H7ZM53 70H54V68H53ZM53 70H50V73L51 72H53ZM67 70H68V72H67ZM69 70H71V72L69 71ZM9 71V72H8ZM5 74H6V76L8 75V74H10V69L8 70ZM261 71V72H260ZM54 72H55V70H54ZM56 72H57V70H56ZM70 72V73H69ZM79 72H81L80 74H79ZM182 72H185V74L184 73H182ZM216 72V73H215ZM58 73V72H57ZM57 73H56V75H55V73H53V75H55V76H53V77H51V78H49V80H51V82L53 83V81L54 80H57V77H59V76H61V74L59 75H57ZM69 75H68V74ZM219 75H218V74ZM63 74V73H62ZM77 74V73H76ZM75 74V75H76ZM189 74V75H188ZM71 75V76H72ZM216 75H218V76H216ZM262 75V76H261ZM5 76V75H4ZM74 76V75H73ZM178 76V77H177ZM75 77V76H74ZM175 77H177L178 78V80H175ZM180 77V78H179ZM185 79H184V78ZM10 78V79H9ZM77 78V79H78ZM214 78V79H213ZM261 78V79H260ZM5 79V78H4ZM68 80V82H67V80ZM78 79V81H80ZM217 79V80H216ZM10 80V81H9ZM58 80H57V83H59L58 82ZM70 80V81H69ZM89 80V81H88ZM93 80V81H92ZM184 80V81H183ZM211 80V81H210ZM67 83H66V82ZM212 81H215L214 83L212 82ZM5 82H6V84H5V86L7 87L8 86V89L6 90L7 91V93H8V90H9V86H10V83H11V85H12V80H11V76L9 77V75H8V77L6 78V80H5ZM49 82V81H48ZM179 82V83H178ZM188 82V83H187ZM190 82V83H189ZM211 84H210V83ZM50 83V82H49ZM184 83H186L185 85L186 86H183V84ZM45 84H47L46 82H45ZM44 84V85H45ZM54 84V83H53ZM66 84V86L64 87V85ZM68 84V85H67ZM48 85V84H47ZM47 85H45L46 87H47ZM203 85V86H202ZM211 85L213 86L212 88H211ZM216 85V86H215ZM4 86V85H3ZM44 86V87H45ZM50 86H52L51 84H50ZM49 85H48V87H50ZM54 86V85H53ZM52 86V87H53ZM70 86V85H69ZM214 86H215V88H214ZM45 87V88H46ZM52 87H50V88H52ZM67 87V88H66ZM177 87V88H178ZM195 88L196 89V91L198 92V89L199 88ZM5 88V87H4ZM54 88V89H55ZM63 88V89H62ZM178 88V89H179ZM11 89H12V87H11ZM10 89V90H11ZM69 91H68V90ZM70 89H72V91L71 92H73V87L71 88L70 87ZM45 90H47V89H45ZM49 90V89H48ZM181 90V89H180ZM214 90V91H213ZM5 91V90H4ZM55 91V90H54ZM244 91V90H243ZM242 90L240 91V93H241V95L244 93ZM253 91H251V92H253ZM60 92V93H59ZM213 92V93H212ZM243 92V93H242ZM9 93H10V91H9ZM65 93V94H64ZM182 93V94H181ZM180 93V95L183 97V96H185V99L187 98H189L187 95H186V92H185V95H183L184 94V91L183 92H181ZM215 93V94H214ZM218 93H220V94H218ZM64 94V95H63ZM73 94L74 95H76L77 93H74L73 92ZM72 94V95H73ZM215 95V96H213V95ZM216 94H218L219 95V97L217 98L216 96ZM63 95V96H62ZM72 95H70L69 96V98L71 99L73 96ZM221 95V96H220ZM263 95V96H262ZM66 96V97H65ZM187 96V97H186ZM209 96H210V98H209ZM65 97V98H64ZM216 97V98H215ZM62 100H61V99ZM59 99V100H58ZM69 99V100H70ZM186 99V100H187ZM213 99V100H212ZM216 99V100H215ZM65 100V101H64ZM73 100V98L70 100V101H72ZM210 100V101H209ZM61 101V102H60ZM63 101V102H62ZM218 101V102H219ZM222 101H224L223 103H222ZM65 102V103H66ZM253 102H254V100H253ZM52 103V105L54 106V101L53 102H51ZM59 103H60V106H59ZM64 103V104H65ZM63 104V105H64ZM221 104H223L222 105V107L220 108V106H221ZM209 105V106H208ZM213 105V104H212ZM225 105H227V106H225ZM211 106V107H210ZM219 106V107H218ZM253 106V107H252ZM210 107V108H209ZM227 107V108H226ZM263 108V109H262ZM262 109L263 110V113L260 111V110ZM257 111H255V112H257ZM220 112H221V114H220ZM212 113L214 114H216V117H218L217 116V114L219 115L220 114V116L218 117V118H216V120H213L212 118H215V116L213 117V116H211L212 115ZM262 113V114H261ZM211 114V115H210ZM48 115H50V111H49V114L47 113L46 114V117L45 118H47L48 117ZM209 116H210V119L213 121V123H211L212 121L209 119ZM258 116V117H259ZM231 119H230V118ZM228 118L229 119H227L230 123H232L233 122V120H235V118H234V116L232 117L231 115L230 116H228ZM47 120H48V118H47ZM46 120V121H47ZM209 120V121H208ZM219 121V122H218ZM208 122V123H207ZM216 122V123H215ZM235 122H237V124H236V126H234L235 127V129H238L239 127H241L242 125H241V120L240 119H236V121ZM261 123V124H260ZM206 124V125H205ZM212 125H215V126H212ZM209 127H206L207 129L209 128ZM114 129H116V128H113L112 130H113V132H119V130L121 131V128L118 130V129H116V131H114ZM111 130V131H112ZM262 130V131H263ZM109 132V136L110 137H117L118 135V133L115 135V134H111L110 135V133H112V132ZM122 131H124V130H122ZM121 131V132H122ZM128 130H126V132H127ZM213 131V130H212ZM211 131V132H212ZM125 131L124 132H122V136H126V133ZM215 132V130L212 132V133H214ZM261 132V131H260ZM126 133V134H125ZM128 133H129V131H128ZM240 134H241V131L239 132ZM262 133V132H261ZM120 134V133H119ZM234 134V132L233 133H231L230 134V136L231 135H233ZM263 134V135H262ZM261 134V136H263L264 137V131H263V133ZM130 135V134H129ZM124 136V138H127V137H125ZM242 136V134L240 135V137ZM118 137H120L121 139H123V142L125 141H127V140H125L123 137H121V135H119ZM239 137V138H240ZM263 137H261L263 140L262 141H264V138ZM131 138H133L132 137V134H131ZM130 138V136H129V139H131ZM242 138V137H241ZM128 139V138H127ZM128 139V140H129ZM134 139V138H133ZM235 140H237V139H235ZM131 141L133 142V144H131L130 143V145H131V147H130V145L128 146V148H130L131 150H134L135 152H136V150H137V153H139V151L138 150H140V152L141 151H143V150H141L142 149V147H141V145L143 146V144L140 142V144H139V146L141 147H139L138 146V143H139V141H137V140H132L131 139ZM130 142V141H129ZM129 142H128V144H129ZM78 143H80V142H78ZM127 143V142H126ZM82 143H80L79 145H81ZM128 144H126V145H128ZM83 146L85 145V144H82ZM134 145V146H133ZM233 147H234V144H231ZM230 145V146H231ZM112 146V148H113V145H111ZM133 146V147H132ZM231 146V147H232ZM237 146H239L238 144H235V147L234 148H236ZM99 149H101V147L100 146H97ZM229 148V149H232V148ZM138 148H140V149H138ZM82 150V148H80V149H76V153L75 152H73V156L72 157H76V154H77V151H81ZM89 152H94V155H92L91 153V155H92V157H94L95 159H97L96 160V162H98V167H100L101 168V171H100V169L99 170H97V165L96 166H94L93 165V163L95 162V160L93 159L92 161L91 160H89L90 158H92V157H90L89 159L87 158L88 156H86V154L84 155L83 154V156H84V158L86 157L87 158V160L86 159H82L80 156L78 157V159H76L75 161H79V162H81V163H85V164H87V165H83V164H81V163H79L80 164V169H81V173H82V170H83V168L82 167H84V171H83V174H82V176L83 177H85L86 176V172H88L89 174L84 178V179H82L83 177L81 176V173H80V170H79V172L77 171V169L75 170V168L73 169H71V171H70V168H71V165L69 166V162H67L68 160L65 158V156L66 155H64L63 154V156H62V154L59 156L58 154V157L56 156L55 157V160L53 161L52 159L54 158V156H55V154H54V156L52 157L51 156V160H50V158H49V156H47V150L44 148V149H42V148H39V149H35V148H32V149H24V148H20L18 151H17V155H18V158H20L21 160H24V161H26L28 164H33L35 161H40V160H45V158H46V160H48V162H50L49 164H48V162L45 164V163H43V166H44V168H42L43 169V172H45V174H47V175H45V176H47V177H49V179L51 180V181H53V182H55L54 183V185L56 184V187H57V185H58V187L57 188H59V186H60V188L61 187H63V190L64 189H66L67 188V186L68 185H70V187H71V185H72V187L70 188V187H68L67 188V194L68 195H72L73 194V196H71L74 200H75V204H76V206H77V203H78V205L80 204L81 205V207H80V209H83L84 207H88V209L90 208V209H93V210H91V211H93V212H97V213H99V215H100V211L102 210V208L104 209V210H102V212H101V216L100 217H98L99 215L98 214H96V215H98L96 218L98 219V218H100L99 219V221H102V223H100V225H101V228L99 229V227H100V225H99V221H94V223L96 224V222H97V224L99 225L97 228L100 230V232H102V229H106V233H107V235L108 234H110V236H111V233H113V235L111 236V237H109L110 239H108V237H107V235H106V237H103L102 236V238L101 237H97L99 234V230H98V232H96L97 233V236H96V238H94L93 236H91V239L92 238H94V239H92V240H90V242H89V244L90 243H92L93 244V242L94 243H98V242H101V243H105L106 242V244H103L105 247H107V248H111V249H109V254H111V253H113V251L111 252V250L113 249V246H115V244H116V242H115V244H114V242L113 241H115L114 239H113V241H112V237H114L115 238V236H114V233H116V232H118L119 231V229H117V228H119V225H122V228H124L125 227V225L127 224H125V223H121V222H124V219L126 218V220H125V222L126 221H129L128 219L129 218H127V217H124V219H123V221H120V219L121 218H119L120 216H121V214H119V215H117L119 212L117 211V206H116V204L117 203H123V206L124 205H126L125 204V201L128 199V201L129 200H132V198L134 199V200H132L131 202H130V204H133V205H136L137 206V208H136V206L134 207H132V208H135L133 211L132 210H127L128 211V213L129 214H134V212H135V214L134 215H136V212H137V210H138V204H140L141 203V201L140 200H143L144 201V199H146V195L148 196V192H143V193H146L143 197H140L141 196V194H143V193H141L142 191H146L147 189H144V188H146L148 185H146V184H143V183H141V182H143L142 180H140L139 181V179L135 176L136 174H134V178L135 179H133V180H136L137 181V179H138V181H139V183H137V182H135V181H133L131 178H133V177H131L133 174L132 173H129L130 171H129V169L127 170V167H130L131 165H130V163H128L129 161V159L128 158H126V159H128L126 162L125 161H123L124 159V157L123 158H119L118 157V159H117V161H116V159H114V157L113 158H111L110 160H112L113 159V161H112V163L113 162H115V163H118V161H119V165L121 166V163L122 164H127V166L125 165H122L121 167L122 168H124L125 169V171L127 172V175L126 174H124V171H122V170H124V169H122L121 167V171H118V169H119V165L118 164H116L115 165V163H114V166H113V168L114 167H116L115 169H113L114 171H112V168H110L109 166H111V165H109V163H111L110 161H108L109 160V158H106L107 160H105V158L104 157H106L105 155V152H103V150L101 151V150H99L100 151V153H99V151H98V153H96V155H95V152H97V149H95L94 147H89L88 149H87ZM146 150V149H145ZM82 151H84V149L82 150ZM81 151V152H82ZM105 151V150H104ZM134 151H132V152H134ZM147 151V150H146ZM44 152V153H43ZM85 152L87 153V151L85 150ZM105 154L104 155V157L102 158V159H104L103 161L101 160V157L103 156H99V155H101V154H103V153ZM148 152V151H147ZM60 153V152H59ZM83 153V152H82ZM143 154H144V151L142 152ZM142 153H139V155L140 154H142ZM43 154H45L44 156H43ZM79 155L81 154V153H78ZM78 154H77V156H78ZM89 153H88V155H90ZM99 154V155H98ZM147 154V153H146ZM75 155V156H74ZM82 155V154H81ZM112 155H116V154H112ZM130 155V156H129ZM148 155V157H149V154H147ZM41 156H43V157H41ZM82 156V157H83ZM99 156V157H98ZM131 154H128L127 155V157H129L130 159H131ZM144 156V155H143ZM226 156H229V155H226ZM226 156H224L225 158H226ZM97 157V158H96ZM117 157V156H116ZM115 157V158H116ZM134 156H132V158H133ZM140 157H141V155H140ZM145 157V161L143 162V163H147V161H148V157L145 155L144 156ZM146 157H147V159H146ZM100 158V159H99ZM220 159V164H221V166H218L217 168L218 169H222V168H224L223 170H222V172L225 170V167L224 166H226V167H228L227 166V164L226 165H223L222 163H227L229 160H227V159H230V157H228L227 159ZM70 159H72V158H70ZM69 159V160H70ZM80 159V160H79ZM85 160V161H84ZM101 160V161H100ZM120 160H122L121 162H120ZM134 160V159H133ZM132 160V161H133ZM142 160H143V157H142ZM141 160V161H142ZM221 160H224V161H226V162H222ZM90 161H91V163H90ZM105 161H108V164H106V162ZM218 161V160H217ZM45 162V161H44ZM100 162V163H99ZM102 162V163H101ZM105 162V163H104ZM125 162V163H124ZM130 162H131V160H130ZM219 162V161H218ZM216 163L217 165H219V163ZM69 163V164H68ZM133 162H131V164H132ZM263 163L264 162H261L260 164H262V168H264L263 166ZM45 164V165H44ZM68 164V165H67ZM78 164V163H77ZM76 164V165H77ZM78 164V165H79ZM89 164V165H88ZM92 164V165H91ZM94 164H96V163H94ZM99 164H101L100 166H99ZM128 164L130 165V166H128ZM148 164V163H147ZM109 165V166H108ZM146 165V164H145ZM144 165V167H150L149 165H146L145 166ZM222 165H223V167H222ZM257 165V164H256ZM256 165H254L255 167H256ZM66 166H67V168H66ZM69 166V167H68ZM90 166V167H89ZM91 166H93V167H91ZM103 167V168H102ZM126 167V168H125ZM221 167V168H220ZM50 168V169H49ZM65 168V169H64ZM69 168V169H68ZM67 169V170H66ZM116 169H117V171H116ZM48 170H50V172L48 171ZM98 172H97V171ZM114 173L115 171L117 172H115V174L113 175V174H110V172L111 171ZM168 170H170V171H167V173H169L170 174V178H172L173 179V177L174 176H177L176 174H174V173H176V169L174 168H170V169H168ZM172 170V171H171ZM264 170V169H263ZM94 171H96L98 174H96V173H94ZM226 171V172H225ZM224 172H223V174H224V176H225V174H227L228 172H227V170H225ZM261 171V172H260ZM49 172V173H48ZM111 172V173H112ZM119 172V173H118ZM125 172V173H126ZM259 172L260 173H263L262 172V170H259ZM52 173L54 174V176L52 175ZM62 173V175H60ZM92 173V174H91ZM120 173H123L124 175H121ZM128 173L129 174H131L130 176L128 175ZM134 173V172H133ZM48 174H50V175H48ZM56 174H58V175H56ZM116 174H119V175H116ZM169 174H167V175H169ZM174 174V175H173ZM52 175V176H51ZM117 176L116 177V179H114L115 177H112V176ZM81 176V177H80ZM88 176H90L91 178H88ZM120 176H122V177H120ZM153 177L155 176V175H152ZM151 176V177H152ZM172 176V177H171ZM119 177L120 178H122L123 179V177L124 178H126V179H119ZM129 177V178H128ZM131 177V178H130ZM177 177H179V175L177 176ZM227 177H228V174H227ZM6 177L5 176H1V178H0V196H5L4 194H6V195H8L9 194V196H10V194H12L13 195V198H16L15 200H19V201H21L20 200V198L21 199H23L24 197L26 198L27 197V199H25V201H26V203H30L32 200V206L34 207V204L36 205V204H38L36 207L38 208V206H39V208H41L42 209V207L44 208V203H45V206L47 205L48 206V208L49 207H52L51 209H53V214H50L49 213V218L50 219H43L44 221L43 222H40V223H38L39 221H37V224L35 223H33V224H31L32 222L29 220V222H30V224H28V225H34L35 226V228L37 229V227H41L42 229L44 228V226H45V228L43 229V230H47V232H48V228L50 229V230H54L56 233H55V237L57 238L58 236H62L64 233H67V235L65 236V237H63L62 236V238L63 239H61V238H55V241H58V242H60V243H62V247H64V245H66V243L68 242V241H70V245L69 246H66L67 248H69L68 250H71V251H69L70 253L72 252L74 255H75V253L76 254H78L79 253V251H77L78 249L77 248H81V249H83V248H86L85 246H88V245H84L85 244V242H86V240H85V242L83 243V244H79L78 246H76V248L75 247H72V246H74V242L72 243V241L71 240H74V239H76L77 240V238H79L80 236H81V233L78 231V230H80V229H85V228H89L90 227V225H91V218H90V216H89V214L87 215V216H89V218L87 219V217L83 214L82 215V217H83V219H87L86 221H84V223H86L87 221L89 222L90 221V224L88 223V224H85V225H83L82 223H81V225H80V221H79V225H77L75 222H73L72 223V218H74L75 219V217H73V214L71 215V213H73L74 211H71V209H67V207H69L68 205H67V203L65 204L66 206H64V202H63V200H60L61 198H57L56 196V198H57V200H56V198L54 197L53 198V195H52V197H51V194L50 193H48L49 191L48 190H46V189H44L43 187H39V186H37V188L35 187V186H33V184H32V186H29V185H27V183H26V185L23 183V184H17V183H11L10 184V182H9V184H8V186L6 185L7 183H6V181H7V179H5ZM78 178V179H77ZM147 178V177H146ZM181 177H179L178 178V180H176L177 182H175V185H174V183L172 184L171 182L169 183V185H173L174 186V188H176V190L178 191V189H177V187H175L176 186V184L181 180L180 179ZM53 179V180H52ZM55 179V180H54ZM92 180V181H90V180ZM115 180L116 181V183H114L115 181H113V183H114V185H112L113 183L111 182L112 180ZM149 180H150V178H148ZM174 179H176L175 177H174ZM212 180H213V178H211ZM210 179V180H211ZM78 180V181H77ZM109 180V181H108ZM147 180V179H146ZM184 180V179H183ZM209 180V181H210ZM212 180L210 181V182H212ZM6 183H4V182ZM78 183H77V182ZM80 181H82V182H80ZM148 181V180H147ZM182 181V180H181ZM252 181V182H251ZM74 183V185H75V183H76V185L74 186L73 185V183ZM85 182V183H84ZM91 182H93V183H91ZM95 182V183H94ZM150 183H154L153 182V180H152V182H151V180L149 181ZM251 182V183H250ZM262 182V181H261ZM2 183H4L6 186H3L2 185ZM80 183V184H79ZM82 183H84V185L82 184ZM90 183L92 184V185H90ZM136 183V184H135ZM159 183L160 184H164V183H166V182H160L159 181ZM185 184H187L186 182H184ZM248 183L249 184H252V185H250L249 187H250V189H251V187H252V189L250 190V192L252 193V194H255V190L256 189H258V187H260V185H262L261 183H259V181L257 182V184L259 185V186H257V185H254V183H255V181L254 180H251V179H249V181H248ZM247 183V184H248ZM262 183H264V182H262ZM13 184V185H12ZM15 184H17V185H15ZM30 184V183H29ZM81 184H82V186H83V188L81 187ZM95 184V185H94ZM142 184V185H141ZM22 185V186H21ZM31 185V184H30ZM36 185V184H35ZM65 185V186H64ZM79 185V186H78ZM112 185V186H111ZM139 185H141L142 187H140ZM253 185H254V187H256V189L254 190V188H253ZM25 186V187H24ZM85 186H86V188H85ZM113 186H115V188L116 189H114V187ZM117 186V187H116ZM134 186H136L135 187V189L137 188L138 190H137V192L139 191L141 194L140 195H136L135 193H137L135 190H132L133 188L132 187H134ZM185 186V189H189V187H187L186 188V185H184ZM65 187V188H64ZM92 187V189L91 190H93L92 192H94L95 191V193H94V195H93V193L91 192V190L89 191L88 190V192H83V190L82 189H84L85 191H87V188H91ZM113 187V188H112ZM144 187V188H143ZM151 187V186H150ZM153 187V186H152ZM150 188V189H152V190H155V189H153V188ZM41 188V189H40ZM80 188V189H79ZM139 188H143L141 191L139 190ZM148 188H149V186H148ZM157 188H159L160 189V187H157ZM180 190H181V188L180 187H178ZM190 188H192L191 186H190ZM13 189H16V190H14L13 191ZM44 189V190H43ZM62 189V188H61ZM60 189V190H61ZM69 189H71L70 191H69ZM184 189V192L186 191V192H188V190H185ZM73 190V191H72ZM132 190V191H131ZM13 191V192H12ZM15 191H17V192H19V193H17V194H19V195H17L16 193H15ZM66 191V190H65ZM72 191V192H71ZM80 191H82V192H80ZM133 191H135V192H133ZM148 191H149V189H148ZM159 191V190H158ZM158 191H151V194H152V196H150L151 194H150V192H149V197H147V202H145V205H147V204H149V207H146V211H148L147 209H150V205L151 206H153L152 208L154 209L153 211H151L150 212V210L148 211V212H150L149 214H150V216L148 215V213L147 212H144V213H147V215H145V214H143L142 213V210L143 211H145L144 210V207H143V203H141L142 204V207H143V209H140L141 211H138V212H141L142 214H143V216L145 215V218L144 219H142L141 221H140V223L138 222V220H136V218H138V217H134V218H132V217H130L132 220H134V221H137L138 222V225H137V222H134V225L133 224H130V226H132L133 225V229H137V228H139V227H141V226H143V223H144V226L143 227H141V228H143V229H140V230H147V231H151V230H154L156 227H153V225H151L150 224V222L152 221V219H153V222H155L154 221V218H151V214H152V217H153V215H154V217L155 216H157V218H155L156 220L157 219H159L158 217H162L160 220H162L163 219V216H162V213H159V212H165L167 209H168V207L169 208H176L175 210H180L179 209V207H182V206H184L185 204V199L183 200V199H181L180 198V195H182L183 193H181V192H183V189L181 190V192L179 191V193H181L180 195H177V193L178 192H174V189L172 188V187H170L169 186V190L167 191V192H165V193H163V191H162V193L163 194H168V195H170L169 197L171 198H175L176 197V195L177 196H179V199L178 200H176V198H175V200H176V203H177V201H178V203L179 204H182V201H183V204L181 205V206H178L177 207V205L176 204H172L173 202H171L170 200H169V197L167 198V195L166 196H163V195H161L162 193H159L158 195H157V193H158ZM169 191H172L174 194H172V192L169 194ZM10 192V193H9ZM74 192V193H73ZM79 192V193H78ZM112 192V193H111ZM126 192L128 193V194H126ZM130 192V193H129ZM138 192V193H139ZM155 192V193H154ZM14 193V194H13ZM75 193H77V194H75ZM92 193V194H91ZM131 193H132V195H131ZM178 193V194H179ZM189 194H192L191 192H190V190H189V192H188ZM48 194V195H47ZM126 194V195H125ZM134 194V195H133ZM155 194V195H154ZM21 195V197L19 198V196ZM49 195H50V197H51V200H50V198H49ZM92 195V196H91ZM117 195V196H116ZM123 195H125V196H123ZM162 197H161V196ZM172 195V196H171ZM173 195L175 196V197H173ZM15 196V197H14ZM29 196V197H28ZM33 196L35 197V198H33ZM116 196V197H115ZM127 196V197H126ZM139 197V198H138ZM164 197V198H163ZM52 198H53V200H52ZM141 198V199H140ZM143 198V199H142ZM154 198V199H153ZM160 199V201L163 203L164 202V204H165V206L163 205L162 207L161 206H158V205H154V203H151L153 200L154 201H156V202H158V200ZM167 198V199H166ZM23 199V200H24ZM48 199L50 200L49 202H48ZM126 199V200H125ZM138 199V200H137ZM165 199V200H164ZM77 200V201H76ZM123 200H125V201H123ZM136 200V202H134ZM145 200V201H146ZM40 201H42V202H40ZM127 201V202H128ZM138 201V202H137ZM153 201V202H154ZM180 201V202H179ZM133 202V203H132ZM155 202V203H156ZM160 202V203H161ZM169 202H171V203H169ZM61 203H63V204H61ZM116 203V204H115ZM147 203V204H146ZM159 203V204H160ZM177 203V204H178ZM42 204V205H41ZM88 204V205H87ZM105 204V205H104ZM115 204V205H114ZM120 204V205H121ZM128 204H129V202H128ZM127 204V205H128ZM153 204V205H152ZM157 204V203H156ZM167 204V205H166ZM169 204V205H168ZM30 205V206H31ZM63 205V206H62ZM87 205V206H86ZM101 205V206H100ZM171 205V206H170ZM187 205V204H186ZM222 206H225V205H223V204H221ZM221 205H220V207H221ZM252 205V206H251ZM29 205H28V207L29 208H31ZM41 206V207H40ZM115 206H116V208H115ZM130 207L132 206V205H129ZM155 206H157L156 208H155ZM175 206V207H174ZM227 206V207H226ZM226 206L225 207H223L224 209L225 208H231V210L233 211V212H231V213H233L232 214V216L233 215H236L237 216V220L235 221L236 223H238L237 221H238V218L240 217V220H239V223L238 224H236V225H234V227H235V233H238L239 232V230L242 228V227H244V228H247L248 227V222H246L247 220H246V218H244L246 215H250V213H251V211H252V208H253V206H254V204H247L246 206H244V207H241V205L240 204H226ZM66 207V208H65ZM119 207V206H118ZM139 207H141V206H139ZM165 207V208H164ZM233 207V208H232ZM28 208V209H29ZM47 208V209H48ZM77 208V207H76ZM75 208V209H76ZM97 208V209H96ZM100 208V209H99ZM161 208V209H160ZM228 208V209H229ZM5 208L4 207H1L0 206V220H1V218L3 217V216H6V217H8V218H6V217H3V218H5L6 220L8 219V220H11L12 218V220H14L15 219V217H14V213L13 214H11V213H8L7 211V213L8 214H10V215H13V216H10V215H7L6 213L4 214V215H2L3 213H4V210ZM74 209V210H75ZM79 209V207L76 209V210H78ZM79 209V210H80ZM86 209V208H85ZM87 209V210H88ZM95 209V210H94ZM115 209V210H114ZM30 210V209H29ZM50 210V209H49ZM67 211V215L64 213V211ZM73 210V209H72ZM97 210V211H96ZM123 210V209H122ZM152 210V209H151ZM226 211H228L227 209H225ZM84 210H82V212H83ZM86 211V210H85ZM84 211V212H85ZM104 211V212H103ZM124 211V210H123ZM63 212V215L65 214V216H63V215H61L60 213H62ZM71 212V213H70ZM76 212V211H75ZM89 212H90V210H89ZM92 212V214H94V216H93V219H96L95 218V213H93ZM138 212H137V215H138ZM159 213V214H157V215H155L156 213ZM55 213V214H54ZM80 213H81V210H80ZM87 212H85V214H86ZM124 213V212H123ZM212 213H214V210L213 209H208L207 210V212L206 213H204L202 216L205 218V217H210L211 216V214ZM60 214V216H63L64 218H62L63 220H64V222H63V220L61 219V220H59V221H57L55 218L56 217H58V215ZM71 215V217L70 216H68V215ZM75 214V213H74ZM102 214H103V217H102ZM239 216H238V215ZM42 215V214H41ZM40 215V217L41 218H44V217H46L45 216V214H44V217H43V215L41 216ZM50 215L51 216H53V217H50ZM76 215V214H75ZM74 215V216H75ZM91 215V214H90ZM141 214H139V216H140ZM159 215H161V216H159ZM243 215V216H242ZM9 216H10V218L11 219H9ZM68 216V217H67ZM111 216H113V217H111ZM117 216H118V218H119V220L118 221H116V218H117ZM128 216V215H127ZM130 216V215H129ZM235 216V217H236ZM242 216V217H241ZM39 217V218H40ZM79 217H81V215L79 216ZM78 217V220L80 219ZM81 217V218H82ZM86 217V218H85ZM92 217V216H91ZM115 217V218H114ZM121 217H123V214H122V216ZM140 217H142V216H140ZM234 216H233V219L235 218ZM60 218V217H59ZM67 218V219H66ZM102 218V219H101ZM112 218H114V219H112ZM151 218V219H150ZM230 218H232V217H230ZM77 219V218H76ZM90 219V220H89ZM140 219V218H139ZM7 220V222H9ZM72 220V221H71ZM78 220H76V221H78ZM81 220V219H80ZM113 220L115 221V222H113ZM40 221H41V219H40ZM93 221V220H92ZM131 221V220H130ZM142 221H143V223H142ZM12 223L14 222V221H11ZM26 221H24V223H23V225H25V224H27V223H25ZM28 222V221H27ZM57 222H59L58 224H59V226L57 225H55ZM67 222H68V224H67ZM133 221H131V223H132ZM169 223H168V225L167 226H162L161 227V229H164V230H167V229H177V227H176V225L175 226H173L174 224H171V222L170 221H168ZM201 222H203V220L201 221ZM17 223V222H16ZM15 223V227H17V226H22V224H16ZM67 224V227H64V228H62V226L64 225V226H66V224ZM72 223V224H71ZM94 223H93V225H94ZM112 223V224H111ZM114 223H116V224H114ZM121 223V224H120ZM10 224V223H9ZM63 224V225H62ZM77 225V227L78 228H80V229H78L77 227H76V225ZM123 224H125V225H123ZM140 224V225H139ZM142 224V225H141ZM228 223H227V221H225L224 222V225H227ZM247 224V225H246ZM8 225V224H7ZM14 224H10V225H8L9 227L10 226H12V227H14L13 226ZM56 227H55V226ZM69 225H71L70 227H69ZM93 225H91V226H93ZM107 225V226H106ZM115 225V226H114ZM145 225H146V228H144L145 227ZM239 225H241V226H239ZM244 225V226H243ZM3 226V225H2ZM5 226V225H4ZM25 226H27V225H25ZM29 226V227H30ZM97 226V225H96ZM112 226V227H111ZM113 226H114V229H113ZM178 226V225H177ZM219 227V226H215L214 224H211L210 225V227ZM222 226V225H221ZM8 227V228H9ZM14 227V228H15ZM32 227V226H31ZM46 227H48V228H46ZM73 227H75V228H73ZM106 227V228H105ZM109 229H108V228ZM121 227V226H120ZM129 227V226H128ZM127 226L124 228V230H126V229H130V228H128ZM137 227V228H136ZM173 227V228H172ZM224 227V226H223ZM0 228H2L1 227V225H0ZM18 228V227H17ZM24 228V227H23ZM23 228H21L20 227V230H19V228L16 230V231H14L15 233H13V235H15L16 233H19V232H21V230L23 229ZM35 228H33V229H35ZM39 228H38V230H39ZM72 228V229H71ZM92 228H94V227H92ZM96 228V229H97ZM111 228V229H110ZM122 228H120V229H122ZM222 228V227H221ZM4 228H2V229H0V231H1V236H2V234H3V232H2V230H3ZM9 229H11V227L9 228ZM13 229V228H12ZM42 229H40V230H42ZM57 229V230H56ZM67 229H68V231H67ZM71 229V230H70ZM75 229V230H74ZM82 229V230H83ZM91 229V228H90ZM89 229V230H90ZM95 229V230H96ZM132 229V228H131ZM139 229H137V230H139ZM219 229H220V227H219ZM38 230H36V231H38ZM50 230H49V233H51L50 232ZM63 230H64V232H63ZM66 230V231H65ZM81 230V231H82ZM110 230V231H109ZM113 230V231H112ZM117 230V231H116ZM123 230V229H122ZM216 229L214 228V230L213 231H215ZM18 231V232H17ZM24 231V230H23ZM35 231V232H36ZM53 231V232H54ZM70 231H72V232H70ZM84 231V230H83ZM83 231H82V233H83ZM87 231V230H86ZM86 231H84V232H86ZM91 231H92V229H91ZM97 231V230H96ZM121 231V230H120ZM237 231V232H236ZM12 232V230H10V233ZM41 232V234H42V231H40ZM47 232H45V233H47ZM76 232V233H75ZM110 232V233H109ZM216 232H218L217 230H216ZM38 233H39V231L37 232V234L36 235H38ZM45 233H44V235H45ZM48 233V234H49ZM91 234H92V232H90ZM89 233V234H90ZM12 234V233H11ZM40 234V233H39ZM62 234V235H61ZM75 234V235H74ZM83 234H86V233H83ZM94 235H96L95 234V231H94V233H93ZM117 234V233H116ZM214 234V233H213ZM57 235V236H56ZM86 235H88V234H86ZM101 235V234H100ZM204 235H205V233L204 234H202V236L201 237H203L204 238ZM0 236V237H1ZM12 236V235H11ZM31 236V235H30ZM33 236H35V235H33ZM47 236H49V235H47ZM54 236V235H53ZM76 236V237H75ZM109 236V235H108ZM200 236V235H199ZM199 236H196V238L197 239H202L201 237H199ZM15 237H17L16 235H15ZM72 237L74 238V239H72ZM88 237V236H87ZM191 236H188V238L190 239V240H197L196 238H195V236L193 235L191 238H190ZM12 238H14V236H12ZM18 238V237H17ZM17 238H14V240L15 239H17ZM26 238V239H25ZM31 237H29V239H30ZM84 238H85V236H84ZM83 238V239H84ZM89 238V237H88ZM104 238V240L102 241V239ZM227 238L228 237H226V239L225 238H222L223 239V242L224 241H226L227 240ZM18 239H20V238H18ZM22 239H23V241H24V239L26 240V241H24L25 243H27V242H29V241H31L32 242V240L34 241V238L31 240H29L28 241V237L25 235V237L23 238L22 237ZM53 240H54V238H52ZM80 239V238H79ZM96 239H99V240H96ZM106 239V240H105ZM13 240V241H14ZM53 240H52V242H53ZM59 240H61V241H59ZM81 240H82V238H81ZM95 240V241H94ZM101 240V241H100ZM242 241V237H238V242L236 243L238 246L236 247L235 246V248L232 250L234 253H236L235 251H238V253L236 254L237 255V257H239V261H241V262H244V260H246V258H245V256H247V257H251L252 256V254H253V251L252 250H250V249H244V250H242L241 249V242L240 241ZM54 241V242H55ZM75 241V240H74ZM84 241V240H83ZM198 241V240H197ZM30 242V243H31ZM78 242V241H77ZM81 242V241H80ZM111 242H113V243H111ZM227 242V241H226ZM225 242V243H226ZM15 243V242H14ZM17 246L19 245V249H21V247H22V244H24L23 242H22V240H21V243L22 244H20V242H19V240H17ZM16 243H15V247L16 248H18L17 246H16ZM30 243H29V245H27V250H29L28 251V253L27 254H29V252H31V251H34L35 249H33V247L34 246H32V244H31V246H30ZM35 244V243H34ZM68 244V243H67ZM113 244V245H112ZM132 244V243H131ZM134 244V243H133ZM25 245V244H24ZM57 245L59 246V244H56V247H57ZM81 245H82V247H81ZM94 245V244H93ZM93 245L91 246V247H93ZM100 246V243L99 244H97V246ZM107 245V246H106ZM117 245H119V243L117 244ZM116 245V246H117ZM134 245H136V243L134 244ZM133 245V246H134ZM249 245H250V243H249ZM90 246H88V248H86L87 250H85V249H83V250H81L80 249V251H87V252H85V256H86V253L87 254H89L90 252H91V250L90 249H92V251H93V253H96V249H95V247H96V244H95V246L93 247V248H91ZM98 246V247H99ZM101 246H102V244H101ZM104 246H102V247H104ZM111 246V247H110ZM25 247H26V245H25ZM70 247L71 248H73V250L72 249H70ZM119 247V246H118ZM65 248V247H64ZM97 248V247H96ZM115 249L117 248V247H114ZM176 247H171V249H175ZM61 249H63V248H61ZM114 249V250H115ZM183 249V248H182ZM24 251H25V249H23ZM60 250V249H59ZM58 250V253L60 254V255H62V256H64V254L62 253L63 251L62 250H60L59 251ZM88 250H90V252L88 251ZM99 250H101V247H99ZM102 250H104V249H102ZM118 250L120 251V253L119 254H116V255H114L115 253H113V255L112 256H110L108 253H107V257L109 256V258H111V260L114 258L115 260V262H116V258H117V256L119 257V259L120 260H118V261H121L120 263L118 262V263H115V264H121V263H124L125 264V262H126V264H139L138 262H131V260L134 258V256H136V254H139L140 253V251H138L137 250V252H136V254L134 255V256H132L131 257V255H133V253L130 255V257H128L127 255L130 253V252H126V254L124 253V251L125 250H122L121 248H118ZM36 251V250H35ZM35 251L34 252H32L31 254L33 255V254H35ZM64 251H66V249L64 250ZM135 251V250H134ZM56 252H57V250H56ZM89 252V253H88ZM105 252H107V249L105 250ZM232 252V253H233ZM242 252V253H241ZM37 253V252H36ZM55 253V252H54ZM71 253V254H72ZM92 252L90 253V254H93ZM123 253V254H122ZM189 253V252H188ZM233 253V254H234ZM57 254V253H56ZM68 254V253H67ZM67 254H65V257L67 256ZM72 254V255H73ZM80 254V253H79ZM81 254H83V253H81ZM80 254V255H81ZM240 254V255H239ZM79 255V256H80ZM84 255V254H83ZM122 255V256H121ZM82 256V255H81ZM80 256V257H81ZM69 257V256H68ZM92 257V258H91ZM90 257V259L91 260H95V258H93V256H91ZM106 257V256H105ZM106 257V258H107ZM113 257V258H112ZM116 257V258H115ZM122 257V258H121ZM244 257V258H243ZM59 258V257H58ZM63 258V257H62ZM71 258V257H70ZM82 258V257H81ZM132 258V259H131ZM243 258V259H242ZM55 259H57V258H55ZM64 259V258H63ZM66 259H68V258H66ZM84 260H86L85 258H83ZM118 259V258H117ZM126 259V260H125ZM130 261H129V260ZM22 260V259H21ZM20 259H18V260H16V261H14L15 263H17V264H21L22 263V261H21ZM52 260V262H56V261H53L54 259L52 258L51 259ZM58 260V259H57ZM110 260V261H111ZM1 261V260H0ZM59 261H60V259H59ZM61 261H62V259H61ZM58 262V263H62V262ZM108 261H109V259H108ZM114 261H112L113 263H114ZM123 261V262H122ZM248 261H250V262H252L251 260H248ZM1 262H4V260H2ZM6 262H8L9 263V261H7V260H5V262L4 263H6ZM93 263L95 262V261H92ZM112 262H107V263H111L112 264ZM11 263H13V261L11 262ZM14 263V264H15ZM96 263V262H95ZM104 262H102V264H103ZM88 264H90V263H88ZM99 264H101V263H99ZM104 264H106V263H104ZM141 264V263H140Z\"/></svg>",
    "mask_w": 264,
    "mask_h": 264
}]
</instances>
